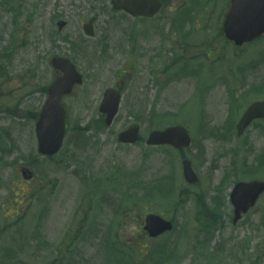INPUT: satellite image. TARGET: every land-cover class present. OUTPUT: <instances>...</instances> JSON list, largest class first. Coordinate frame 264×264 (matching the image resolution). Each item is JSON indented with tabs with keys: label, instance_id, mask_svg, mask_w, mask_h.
<instances>
[{
	"label": "rangeland",
	"instance_id": "374dc122",
	"mask_svg": "<svg viewBox=\"0 0 264 264\" xmlns=\"http://www.w3.org/2000/svg\"><path fill=\"white\" fill-rule=\"evenodd\" d=\"M108 1L0 0V264H264V197L237 225L228 201L237 180L264 179V120L236 134L245 108L264 99V40L226 41L227 0H165L130 43L122 34L134 21ZM90 17L91 38L81 24ZM132 54L136 73L121 82ZM55 55L72 56L85 81L65 99L66 145L47 159L34 120L45 94L31 91L53 79ZM117 84L121 113L106 128L99 105ZM135 122L142 142H117ZM179 123L193 138L184 153L201 177L193 187L180 153L146 146L151 131ZM150 211L173 218V232L150 240L141 226Z\"/></svg>",
	"mask_w": 264,
	"mask_h": 264
},
{
	"label": "water",
	"instance_id": "95a60500",
	"mask_svg": "<svg viewBox=\"0 0 264 264\" xmlns=\"http://www.w3.org/2000/svg\"><path fill=\"white\" fill-rule=\"evenodd\" d=\"M156 0H148L142 6L132 4L130 9L137 13H151L155 7ZM117 6L128 8L125 0H115ZM232 8L224 24L227 37L236 44L242 45L246 41H252L264 34V0H232ZM55 67H61L65 75L57 77L56 81L49 88V97L43 107L42 113L37 121V134L39 138V150L44 154H52L61 146L65 130V111L60 105L61 96L68 92V87L81 79L77 75L74 66L69 62L55 59ZM119 94L110 90L105 94L101 109L107 113V124L113 122V117L118 111ZM264 116V103L258 102L251 106L245 113V116L238 123L239 132H243L250 121L256 117ZM138 138L137 127H131L120 135V140L135 142ZM151 144L171 143L180 148L190 144V137L185 128L170 127L166 131L153 132L148 139ZM185 175L188 182L195 180L194 173L191 172L189 161H185ZM264 190V184L261 182L240 183L234 189L233 200L236 203V211L245 210L251 202L247 201L246 206L241 200L249 198L257 199ZM245 195V196H244ZM248 196V197H247ZM145 229L150 235H158L166 230H170L171 224L162 217L150 214L147 216Z\"/></svg>",
	"mask_w": 264,
	"mask_h": 264
}]
</instances>
